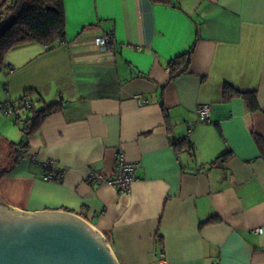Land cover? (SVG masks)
<instances>
[{"label": "crops", "instance_id": "crops-1", "mask_svg": "<svg viewBox=\"0 0 264 264\" xmlns=\"http://www.w3.org/2000/svg\"><path fill=\"white\" fill-rule=\"evenodd\" d=\"M63 1L64 43L3 58L0 203L79 216L118 264H264V0ZM105 35L113 51L97 47ZM190 51L174 78L170 62ZM226 84L255 91L258 109L224 100ZM26 93L38 110L58 104L30 136L2 106ZM118 152L137 167L129 193L89 181L112 177ZM47 162L64 177L46 181Z\"/></svg>", "mask_w": 264, "mask_h": 264}, {"label": "water", "instance_id": "water-1", "mask_svg": "<svg viewBox=\"0 0 264 264\" xmlns=\"http://www.w3.org/2000/svg\"><path fill=\"white\" fill-rule=\"evenodd\" d=\"M16 15L0 21V39ZM0 264H118L102 234L68 212L22 213L0 203Z\"/></svg>", "mask_w": 264, "mask_h": 264}, {"label": "trees", "instance_id": "trees-1", "mask_svg": "<svg viewBox=\"0 0 264 264\" xmlns=\"http://www.w3.org/2000/svg\"><path fill=\"white\" fill-rule=\"evenodd\" d=\"M153 1L157 3L170 2V0ZM11 15H16V20L11 29L0 39V66H3V58L7 51L17 44L34 41L42 43L50 50L57 42L64 43L66 39V13L63 0H4L3 7L0 8V21ZM190 53L191 51L186 52V54L180 55L170 62L168 68L174 78L187 73L191 59ZM30 96L31 93H26L18 99V107L15 106V103L11 105L16 112V121L26 117V120H24L25 125L22 128L25 136H30L33 129L44 120V117L52 113L58 105L53 104L38 110L34 99ZM237 96L247 102L249 109H258L259 105L255 91L246 93L234 89L228 84L224 85V100H230ZM26 100L31 101L30 107L24 104ZM28 113H30V116L27 115ZM185 141L183 139L176 140V147L179 148ZM259 145L264 151V142L260 140ZM2 175L4 174L2 173Z\"/></svg>", "mask_w": 264, "mask_h": 264}, {"label": "built area", "instance_id": "built-area-1", "mask_svg": "<svg viewBox=\"0 0 264 264\" xmlns=\"http://www.w3.org/2000/svg\"><path fill=\"white\" fill-rule=\"evenodd\" d=\"M97 47H99L100 51H113L115 49L114 47V36L113 35H105L100 37L96 41ZM0 71H9V67L5 68L3 66H0ZM137 100L139 102H146L145 99L141 97H137ZM24 104L27 107L31 106V101L26 100ZM3 109L8 113L9 115L16 117V112L14 111L13 107L11 104L9 105L8 103L2 105ZM210 112H211V107L209 105H201L199 107L197 115L199 117V121H205V122H210ZM23 123V121H22ZM193 129V124H190L189 126V132ZM18 152L20 153L21 158L27 159V155L24 152V148L21 146L17 147ZM191 150V149H190ZM118 162L116 165V170L115 173L112 177H107L105 178L103 175L100 173H92L91 176L89 177V181H91L93 184H110L114 188L118 190V192H124V193H129V191L132 188V185L136 181V176H137V167L135 164H130L126 161L125 155H123L122 152H118L117 155ZM45 169H46V175H45V180L47 181H56L59 178L64 177L63 172H56V164L54 162H47L45 164ZM257 232L261 233V230H257ZM160 261L163 262L165 261L164 255L161 256Z\"/></svg>", "mask_w": 264, "mask_h": 264}, {"label": "rangeland", "instance_id": "rangeland-1", "mask_svg": "<svg viewBox=\"0 0 264 264\" xmlns=\"http://www.w3.org/2000/svg\"><path fill=\"white\" fill-rule=\"evenodd\" d=\"M17 102V101H16ZM17 105H18V103H17ZM18 107V106H17ZM5 113V112H4ZM3 115H5V114H3ZM28 116H30V113H28L27 114ZM6 116V115H5ZM6 117H8V116H6ZM10 118V117H9ZM6 148V150L4 149V144L3 143H1L0 142V158L1 157H3V156H5L7 153H9L8 152V144L5 146ZM11 148V147H10Z\"/></svg>", "mask_w": 264, "mask_h": 264}]
</instances>
